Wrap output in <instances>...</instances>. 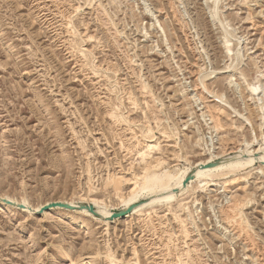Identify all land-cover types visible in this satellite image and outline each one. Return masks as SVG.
Segmentation results:
<instances>
[{"label": "rangeland", "instance_id": "rangeland-1", "mask_svg": "<svg viewBox=\"0 0 264 264\" xmlns=\"http://www.w3.org/2000/svg\"><path fill=\"white\" fill-rule=\"evenodd\" d=\"M256 150L264 0H0V198L119 211ZM227 173L115 221L0 204V264H264V168Z\"/></svg>", "mask_w": 264, "mask_h": 264}, {"label": "bare ground", "instance_id": "bare-ground-1", "mask_svg": "<svg viewBox=\"0 0 264 264\" xmlns=\"http://www.w3.org/2000/svg\"><path fill=\"white\" fill-rule=\"evenodd\" d=\"M246 152L247 154L244 153L245 155L243 154V156L229 157V158H222V157L215 158L214 157L215 159L211 158L205 162H200L197 165H195L191 174H190V170L186 169L185 171L180 172L177 175L172 174L169 171H165L158 175L156 174L148 175L145 178L144 185L141 189L142 190L141 192L142 193L145 192V195L142 193L140 194L136 191L133 194V196L124 203L123 207L119 209V211H123V210L128 209L131 206H134L135 209L133 210V212L127 216L129 217L130 215L137 214L143 210L145 211V209H148V208L150 209L151 207L153 206L155 207L156 205L169 204L173 200H175L179 195H182L187 190H189V188L193 184L197 182L202 184L204 181H212L215 177H218L219 174H223L224 172H229V174H232L231 172H234V171L238 172L239 170L246 169L257 163H259L264 168V154L261 155L259 150L246 151ZM189 174L193 175V178L187 184V186H183V183L186 180V178L190 176ZM6 200L11 201L10 199H6ZM6 200L3 198H0V204H4L8 206L4 202ZM64 204H69L71 206H82V205L92 206V205H86V204H71L69 202L64 203ZM18 205H23L25 208L22 211H25V212L34 213L38 211L40 212L41 210V209L38 210L40 207L32 208L30 207V205H28L27 203H23V202L16 204V206L14 207L18 208ZM94 208L102 216V218H98V219L105 220V221H108L109 218L112 216V214L116 212L114 210H109L107 208H101V207H94ZM18 209L21 210L20 208ZM57 209H60V208H57ZM77 212H80L87 216H94L92 213H90L86 209L77 210Z\"/></svg>", "mask_w": 264, "mask_h": 264}, {"label": "water", "instance_id": "water-1", "mask_svg": "<svg viewBox=\"0 0 264 264\" xmlns=\"http://www.w3.org/2000/svg\"><path fill=\"white\" fill-rule=\"evenodd\" d=\"M212 166V165H211ZM193 175H190L186 178V180L183 183V186H187V184L192 180ZM5 204H7L8 206H16V204H14L11 201H4ZM18 208H20L21 210H23L25 207L23 205H18ZM65 209V210H70V211H77V210H82V209H86L88 210L90 213H92L94 216H96L97 218H102V216L95 210V208L93 206H71L69 204H64L61 202H53L51 204H47L45 205L41 210H40V214H42L45 211H50L52 209ZM135 209L134 206L129 207L126 210L123 211H116L112 214V216L109 218L108 221H115L118 219H124L125 217H127L129 214H131L133 212V210Z\"/></svg>", "mask_w": 264, "mask_h": 264}]
</instances>
